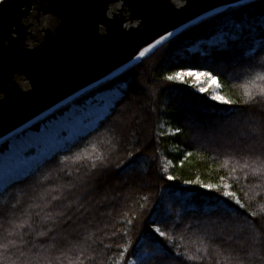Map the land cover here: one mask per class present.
Masks as SVG:
<instances>
[{
	"label": "trees",
	"instance_id": "trees-1",
	"mask_svg": "<svg viewBox=\"0 0 264 264\" xmlns=\"http://www.w3.org/2000/svg\"><path fill=\"white\" fill-rule=\"evenodd\" d=\"M190 70L216 77L225 102L168 79ZM105 90L119 95L95 128L0 193V264H129L142 249V264H264V0L72 103Z\"/></svg>",
	"mask_w": 264,
	"mask_h": 264
},
{
	"label": "water",
	"instance_id": "water-1",
	"mask_svg": "<svg viewBox=\"0 0 264 264\" xmlns=\"http://www.w3.org/2000/svg\"><path fill=\"white\" fill-rule=\"evenodd\" d=\"M252 1L4 0L0 148L190 26Z\"/></svg>",
	"mask_w": 264,
	"mask_h": 264
},
{
	"label": "rangeland",
	"instance_id": "rangeland-1",
	"mask_svg": "<svg viewBox=\"0 0 264 264\" xmlns=\"http://www.w3.org/2000/svg\"><path fill=\"white\" fill-rule=\"evenodd\" d=\"M221 38L222 35L219 33L214 36L211 41L217 42ZM196 47L197 45L195 48ZM191 71L200 73L206 72L202 70ZM186 77H192L199 92H209L212 99L214 96L222 97L219 94L216 80L210 81L204 76L195 77L187 75H185L180 80H183ZM202 88L205 89V91H201ZM118 95L119 92L117 90H105L97 92L92 97L86 98L82 103L70 104L62 113L39 123L37 128H34V126L33 128L25 130L12 137L0 149V178L12 170L14 172L17 171L18 167L26 163L28 159L35 157V155L39 153H46L45 151H48V154L42 156L41 159L38 160L33 166L28 168L25 173H15V175H9L7 178H4V180H1V183H5L7 185L10 182L27 178L29 174L34 173L40 166L52 159L56 153L69 148L81 136L77 133L69 136L71 130L80 127L82 124L88 125L90 129L94 128L95 125L98 124L99 120L108 112L109 107ZM213 100L225 102L224 98L222 100ZM60 140L62 142L58 143ZM117 185L119 186L120 184H114L111 186V190L114 191ZM6 187L3 188L1 193L4 192ZM20 187L21 186H16V189ZM152 253L153 251L142 249L134 258L130 260L129 264H142V262L146 260Z\"/></svg>",
	"mask_w": 264,
	"mask_h": 264
},
{
	"label": "snow or ice",
	"instance_id": "snow-or-ice-1",
	"mask_svg": "<svg viewBox=\"0 0 264 264\" xmlns=\"http://www.w3.org/2000/svg\"><path fill=\"white\" fill-rule=\"evenodd\" d=\"M4 3V0H0V4H3ZM160 41H157V43H159ZM145 51H147V49H145ZM141 56H144L145 55V52H141L140 53ZM185 75L187 76H195V77H200V76H204V77H207L210 81H215L217 78L212 76L211 73H200V72H193V71H188V72H180V73H177L175 76H170L168 77V79L170 80H175V79H182ZM201 91H205V89H201ZM213 99H220L222 100L223 98L222 97H216L214 96ZM169 179H173V177H168ZM204 187L206 188H211L212 186L211 185H204ZM225 187H228L227 185H225ZM225 195H229L231 196L234 200H235V203L240 205V207H244L243 204H241L240 200L238 198H236V194L235 193H230V192H226L224 193ZM252 216H256V213L253 212L251 213ZM155 232L158 233V235L160 237H166V233L161 231L159 228H156L155 229Z\"/></svg>",
	"mask_w": 264,
	"mask_h": 264
},
{
	"label": "bare ground",
	"instance_id": "bare-ground-1",
	"mask_svg": "<svg viewBox=\"0 0 264 264\" xmlns=\"http://www.w3.org/2000/svg\"><path fill=\"white\" fill-rule=\"evenodd\" d=\"M197 45V44H196ZM195 45V46H196ZM195 46L193 48H195ZM198 46V45H197ZM87 124V123H86ZM89 126L82 124L80 125V127H77L76 129H72L71 132L69 133V136L74 135L75 133L77 134H82L85 133V131H89ZM76 130V131H75ZM63 139V138H62ZM62 141H58V143H61ZM57 144V143H56ZM46 153H39L37 155H35V157H32V159H28V161H26V163H24L22 166L18 167L17 171H10L8 174L4 175L3 177L0 178V183L2 182L1 180H4V178H7L9 175H15L16 174H20V173H25L27 171L28 168H30L31 166H33L38 160L41 159L42 156L47 155L48 151H45ZM18 172V173H17ZM6 186L5 183H1L0 184V192L3 190V188Z\"/></svg>",
	"mask_w": 264,
	"mask_h": 264
},
{
	"label": "flooded vegetation",
	"instance_id": "flooded-vegetation-1",
	"mask_svg": "<svg viewBox=\"0 0 264 264\" xmlns=\"http://www.w3.org/2000/svg\"><path fill=\"white\" fill-rule=\"evenodd\" d=\"M47 119H50V118H47ZM47 119H46V120H47Z\"/></svg>",
	"mask_w": 264,
	"mask_h": 264
}]
</instances>
